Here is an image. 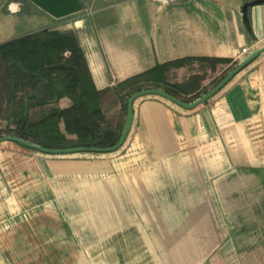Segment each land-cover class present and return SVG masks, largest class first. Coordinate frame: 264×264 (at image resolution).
<instances>
[{
	"label": "crops",
	"instance_id": "obj_1",
	"mask_svg": "<svg viewBox=\"0 0 264 264\" xmlns=\"http://www.w3.org/2000/svg\"><path fill=\"white\" fill-rule=\"evenodd\" d=\"M81 1L56 18L30 0H0V42L72 29L98 89L178 58L239 61L264 45V2L249 8L248 29L249 0ZM0 143V240L14 239L21 224L22 241L58 247L84 234L105 256L149 264H264V51L193 109L160 95L136 98L118 150L57 155Z\"/></svg>",
	"mask_w": 264,
	"mask_h": 264
},
{
	"label": "trees",
	"instance_id": "obj_2",
	"mask_svg": "<svg viewBox=\"0 0 264 264\" xmlns=\"http://www.w3.org/2000/svg\"><path fill=\"white\" fill-rule=\"evenodd\" d=\"M192 62L212 70L227 65L214 85L238 60L178 58L98 89L72 29L44 27L0 42V119L6 122L0 135L20 136L47 147L110 146L123 128L126 101L133 91L160 87L190 101L207 90L201 85L205 73H191L182 81L166 78L171 67ZM61 97H68L70 104L60 107ZM115 105L123 112L116 124L107 114Z\"/></svg>",
	"mask_w": 264,
	"mask_h": 264
},
{
	"label": "rangeland",
	"instance_id": "obj_3",
	"mask_svg": "<svg viewBox=\"0 0 264 264\" xmlns=\"http://www.w3.org/2000/svg\"><path fill=\"white\" fill-rule=\"evenodd\" d=\"M227 3H238L240 0H221ZM242 3V2H241ZM244 3V2H243ZM27 9V8H26ZM198 63H185L182 69L174 71V74L169 76L172 81H182L183 78L192 73V67L197 66ZM221 67L223 65H220ZM221 67L217 70L207 72L202 84L205 83L207 90L211 88L212 83L221 74ZM214 77V78H213ZM109 118L116 124L121 120L123 112L117 105L110 107L107 110ZM6 122L0 119V128L4 130ZM5 144V143H0ZM27 151L31 149L22 147ZM118 150V149H116ZM36 152V151H35ZM79 229L80 226H77ZM26 228L21 224L15 225V238L12 240H0V264H149L148 257H138L135 261L133 257H121L116 255V251H110V255H103L101 241L94 242L85 239L84 234L75 233L73 241L56 242L58 247H54V241H22L21 236L27 238L22 231ZM31 236H37V230H31ZM36 233V235L34 233ZM48 235V234H47ZM80 237L82 240L80 241ZM93 243V248L89 245ZM29 244V246H28ZM44 245V246H43ZM83 253L81 255H77ZM113 253V254H112Z\"/></svg>",
	"mask_w": 264,
	"mask_h": 264
},
{
	"label": "water",
	"instance_id": "obj_4",
	"mask_svg": "<svg viewBox=\"0 0 264 264\" xmlns=\"http://www.w3.org/2000/svg\"><path fill=\"white\" fill-rule=\"evenodd\" d=\"M34 4H36L39 8L44 10L45 12L51 14L56 18L64 17L70 14H73L79 11L82 8L81 0H30ZM264 2V0H249L245 1L242 6V15L244 18V22L246 27L249 29L250 22L248 16L249 8L256 4ZM262 51H264V45L260 48L255 49L250 54L239 60L232 68H230L211 88L206 90L201 95L196 98L185 101L181 98L167 92L163 88L160 87H146L141 88L139 90L133 91L127 98L126 101V116L123 128L119 134L118 139L114 144L110 146H68V147H47L41 144L32 142L30 140H26L20 136L3 134L0 135V142L2 141H13L20 145L25 146L26 148L33 149L46 154H70L77 152H111L118 149L129 132L132 123L133 117V102L136 98L144 95L154 94L160 95L174 102L175 104L185 108V109H193L198 105L204 103L206 100H209L212 96H214L234 75H236L239 71H241L245 66L251 63Z\"/></svg>",
	"mask_w": 264,
	"mask_h": 264
},
{
	"label": "built area",
	"instance_id": "obj_5",
	"mask_svg": "<svg viewBox=\"0 0 264 264\" xmlns=\"http://www.w3.org/2000/svg\"><path fill=\"white\" fill-rule=\"evenodd\" d=\"M154 1H157V2H159L161 4H168V3L173 2V1H176V0H154ZM247 52H248L247 47H242L241 48V53L242 54H245Z\"/></svg>",
	"mask_w": 264,
	"mask_h": 264
}]
</instances>
